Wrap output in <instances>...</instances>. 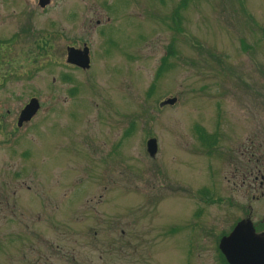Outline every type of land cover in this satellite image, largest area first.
<instances>
[{"label": "rangeland", "instance_id": "1", "mask_svg": "<svg viewBox=\"0 0 264 264\" xmlns=\"http://www.w3.org/2000/svg\"><path fill=\"white\" fill-rule=\"evenodd\" d=\"M183 1L0 0V264H225L223 231L262 214L229 149L264 135V0ZM84 43L88 69L66 61Z\"/></svg>", "mask_w": 264, "mask_h": 264}, {"label": "flooded vegetation", "instance_id": "2", "mask_svg": "<svg viewBox=\"0 0 264 264\" xmlns=\"http://www.w3.org/2000/svg\"><path fill=\"white\" fill-rule=\"evenodd\" d=\"M246 83L250 84L247 81ZM249 87L251 88V85H249ZM32 97L38 100L39 107L36 110V113L32 116L30 120L22 121L21 124H18L20 113L23 107L25 106V104L29 102L30 98ZM40 108H41V102L39 98H37L35 95H31L27 100L21 103L14 115V121L16 123V127L15 128L12 127V129L8 133H6L7 135L2 136V139L6 142H11V139L14 137V133H16L18 130L24 128L25 125L30 123L32 119L35 117V115L38 114ZM3 118L4 117L0 116V128H3L4 126V124H2L1 122V119ZM211 134H213V138L211 139V141H208L207 143H212L213 148L211 149V151H213L215 150V148H217L220 141L223 142V140L226 137H221L219 132H217L216 130ZM210 148L211 147H208L206 149V153L210 152ZM7 149L12 152V148H7ZM229 151L232 154L231 177L233 181H232L231 189L233 191L245 192V195L247 196L248 200L259 201L260 199H263L264 198V135L258 133L257 135L248 136L246 138V141H244V143H242L238 147L237 155H235L236 154L235 150L229 149ZM4 161L7 169H11V167L8 166L10 157L6 156L4 158ZM17 175L18 172L13 174L14 177H17ZM10 176L12 177V173L11 174L6 173L5 178H2L0 175V208L14 207L16 204V201L10 203V201L7 199L9 196L8 186L9 183L12 181V178ZM25 189L29 190L30 186L27 185ZM11 193L16 194L17 190L14 189L11 191ZM248 206L250 207V212L239 217L235 221L234 225L241 220H247V221L249 220L256 233H264V206H263L262 214L256 216L251 215V213L254 211L253 209L251 210L253 206L252 205L250 206V204H248Z\"/></svg>", "mask_w": 264, "mask_h": 264}, {"label": "water", "instance_id": "3", "mask_svg": "<svg viewBox=\"0 0 264 264\" xmlns=\"http://www.w3.org/2000/svg\"><path fill=\"white\" fill-rule=\"evenodd\" d=\"M49 2L50 0H38L41 7H45ZM66 61L83 69L88 68L90 66L88 46L84 44L81 49L68 47ZM176 100V97H168L161 101L160 105H172ZM38 107V100L31 98L23 107L18 124L30 120ZM146 150L149 156L156 154L155 137L147 139ZM218 246L229 264H264V233H255L249 220L239 221L227 235L220 238Z\"/></svg>", "mask_w": 264, "mask_h": 264}, {"label": "trees", "instance_id": "4", "mask_svg": "<svg viewBox=\"0 0 264 264\" xmlns=\"http://www.w3.org/2000/svg\"><path fill=\"white\" fill-rule=\"evenodd\" d=\"M184 3H185V0L183 1V4ZM204 130H205L204 128L199 127V129L197 130V139L200 142L201 147H203L204 149H207L208 147H212V143H207V142L211 141V139L213 138V134H211V133L208 134ZM203 189L209 190L207 187H204V188H202L200 190H203Z\"/></svg>", "mask_w": 264, "mask_h": 264}, {"label": "bare ground", "instance_id": "5", "mask_svg": "<svg viewBox=\"0 0 264 264\" xmlns=\"http://www.w3.org/2000/svg\"><path fill=\"white\" fill-rule=\"evenodd\" d=\"M70 47H73V46H70ZM73 65H74V64H73ZM74 66H76V65H74ZM76 67L80 68L79 66H76ZM89 67H90V66H89ZM89 67H88V68H89ZM81 69H83V68H81ZM164 100H165V99H164ZM162 101H163V100H162ZM255 233H256V232H255ZM221 237H222V236L219 237V241H220V238H221ZM218 244H219V242H218ZM218 249H219V246H218ZM219 251L221 252L220 249H219ZM220 255H221L223 261L225 262V264H229L228 261L226 260V258H225V256L223 255L222 252L220 253Z\"/></svg>", "mask_w": 264, "mask_h": 264}]
</instances>
